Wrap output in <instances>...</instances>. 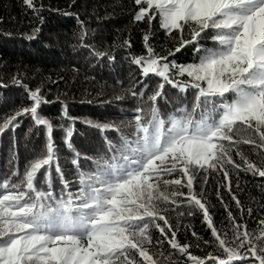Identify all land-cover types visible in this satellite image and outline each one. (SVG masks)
<instances>
[{"label":"snow or ice","instance_id":"1","mask_svg":"<svg viewBox=\"0 0 264 264\" xmlns=\"http://www.w3.org/2000/svg\"><path fill=\"white\" fill-rule=\"evenodd\" d=\"M22 3L40 17L42 3ZM133 3V22H145L151 29L157 21L166 35L179 34V44L161 56L150 43L151 31L145 32V54L132 56L131 63L143 77L159 78L157 89L148 96L150 103L143 102V91L130 90L143 103L133 108L122 127L84 121L102 132L117 134L115 140L104 136V147L94 156H82L73 147L76 118L70 115L66 103L61 102L58 117H45L40 109L51 101L42 90H33L13 78L31 103L0 122V134L15 132L21 123L19 118L24 117L43 131L45 140L43 149L27 162L22 174L17 167L0 180V264H157L148 246L165 241L191 264H264V220L259 221L258 234L249 232L246 224L237 223L220 195L222 187L243 213L232 191V170L264 177V168L240 148L241 144L250 145L253 152L264 156V0ZM77 22L83 42L87 30L83 21L77 18ZM185 32L188 39L184 38ZM201 40H209L212 46L202 45ZM190 44L195 45L193 62L178 64L169 59ZM123 46L131 48V43L125 40ZM93 52L114 59L108 52ZM166 85L185 95L194 90L191 106L182 104L167 114L162 112L157 101H166ZM53 119L61 122L54 124ZM57 129L62 130V142L72 153L71 164L77 174L75 189L60 166L54 136ZM241 129L247 137L237 138ZM233 153L242 163L234 159ZM81 159L90 161L91 166L81 167ZM53 171L59 178V192ZM200 173L205 185L211 174L222 176L224 182L217 188V199L228 214L231 235L215 226L203 198L204 189L196 192ZM181 207L202 213L214 238L204 243H215L221 256L199 258L189 251L190 244L178 240L180 228L170 223L168 213L183 216L184 212L177 211ZM248 214L251 216V209ZM153 227L162 239L154 241ZM192 235L201 239L194 231Z\"/></svg>","mask_w":264,"mask_h":264},{"label":"trees","instance_id":"2","mask_svg":"<svg viewBox=\"0 0 264 264\" xmlns=\"http://www.w3.org/2000/svg\"><path fill=\"white\" fill-rule=\"evenodd\" d=\"M43 4V11L37 17L32 10L22 3V0H0V122L15 113L17 109L30 105L23 87L14 83L13 78H19L24 85L35 90L40 88L49 104H45L40 112L45 117L55 118L61 113L62 103L68 105L69 113L75 117L73 147L82 156H94L104 147V136L115 140L114 131L101 130L84 123H114L123 126L127 118L133 113L138 103L148 102L150 96L159 83V78L151 76L145 78L136 65L131 63L132 56L145 54L143 35L151 31V45L161 56L179 44V34L168 36L160 29L157 21H153L151 29L145 22H133L136 6L133 0H37ZM64 13H71L65 15ZM42 18V19H41ZM77 18L83 21L87 36L80 40L81 26ZM39 28V32L34 29ZM30 36L34 38L29 39ZM184 38L189 34L185 32ZM128 40L131 48L123 46ZM83 44L92 47H83ZM204 46L211 47L209 40H201ZM195 45H187L180 52L170 56L178 64L193 62L196 58ZM93 49L108 52V56L98 57ZM143 91L144 101L134 97L131 91ZM194 90L181 94L170 85L164 89L165 99L157 101L162 112L167 114L182 104L189 107L193 103ZM123 97V99H117ZM150 103V102H148ZM20 126L12 132L6 130L0 134V180L11 175L17 167L22 174L27 162L40 152L44 146L45 136L42 130L33 126L30 118H19ZM60 120L53 119L54 124ZM67 123V121H64ZM32 129L29 132V129ZM62 130H55L54 136L60 166L65 176L76 187L77 174L71 164L72 153L62 142ZM237 138H244L248 133L242 129L236 133ZM241 150L250 160L264 168V156L257 155L250 145H240ZM234 159L242 163L233 153ZM81 167L88 168L91 162L81 159ZM172 178V177H167ZM56 191H60L59 178L53 171ZM221 175L211 174L208 183H203V173L197 175L195 189L199 194L204 189V199L209 207L215 226L223 233L231 235V223L221 202L217 199V188L223 183ZM232 191L239 198L243 213L232 201L229 193L220 188V195L236 217L237 223L246 224L248 231L258 234L259 221L264 220V177L251 173L231 172ZM183 191H187L184 189ZM248 209L252 210L251 216ZM184 212L178 216L176 212L168 213V219L174 227H179L178 240L191 245L192 255L206 259L209 254L221 256L213 241L210 231L203 221L202 213L198 209L181 207ZM192 211L189 216L187 213ZM161 225L163 222H160ZM188 225V228L184 226ZM196 232L197 240L192 232ZM151 234L154 241L162 239L153 227ZM259 243V241H254ZM199 244V247L197 245ZM234 246V245H231ZM157 264H191L186 256H181L171 249L165 241L162 245L148 246ZM242 253L246 249L240 250ZM139 260V257H136ZM207 264H213L207 261ZM247 264V262H237Z\"/></svg>","mask_w":264,"mask_h":264}]
</instances>
